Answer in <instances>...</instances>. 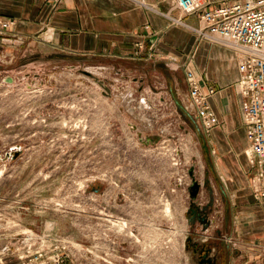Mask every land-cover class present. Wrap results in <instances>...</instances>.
I'll use <instances>...</instances> for the list:
<instances>
[{"label": "rangeland", "instance_id": "374dc122", "mask_svg": "<svg viewBox=\"0 0 264 264\" xmlns=\"http://www.w3.org/2000/svg\"><path fill=\"white\" fill-rule=\"evenodd\" d=\"M2 39L0 237L47 229L80 250L73 264H193L189 169L202 176L214 159L202 126L138 100L131 72Z\"/></svg>", "mask_w": 264, "mask_h": 264}, {"label": "crops", "instance_id": "0c3cea01", "mask_svg": "<svg viewBox=\"0 0 264 264\" xmlns=\"http://www.w3.org/2000/svg\"><path fill=\"white\" fill-rule=\"evenodd\" d=\"M146 1L154 10L129 0H61L56 7L51 0H0V19L11 24L0 27V36L10 45L39 46L57 59L83 61L87 69L131 72L138 100L154 99L165 108L174 104L187 121L199 124L186 80L185 70L191 69L205 92L214 89L209 104L218 118L206 144L213 164L199 176L208 186L198 203H212V225L204 236L231 245L228 264H264V200L251 185L238 55L199 37L191 29L202 26L198 15L184 18L188 26L179 25L171 17L182 14L170 1ZM204 1L209 9L222 5ZM194 228L195 234L203 231L198 224Z\"/></svg>", "mask_w": 264, "mask_h": 264}, {"label": "built area", "instance_id": "2783aa9c", "mask_svg": "<svg viewBox=\"0 0 264 264\" xmlns=\"http://www.w3.org/2000/svg\"><path fill=\"white\" fill-rule=\"evenodd\" d=\"M131 3L154 10L146 0H129ZM171 9L178 10L182 17L172 18L174 23L188 26L184 18L198 15L201 27L191 28L196 34L214 43L234 49L238 55L241 77L237 83L242 101V115L250 143L246 154L254 176L252 189L258 200H264V0H221L222 5L209 9L204 0H168ZM56 7L61 0H51ZM168 16L166 13H161ZM11 24L0 19V27ZM148 28V27H147ZM186 80L194 114L209 135L218 124L209 98L214 89L205 92L196 74L186 68ZM152 127V121H148ZM18 212H17V210ZM22 210V211H21ZM28 208H12V218L21 217ZM1 221L8 223L10 217ZM20 227V223L18 224ZM15 226V227H18ZM0 264L16 259L18 264H73L76 249L66 239L59 238L45 229H19L0 237ZM88 264V263H86Z\"/></svg>", "mask_w": 264, "mask_h": 264}, {"label": "flooded vegetation", "instance_id": "af4514ba", "mask_svg": "<svg viewBox=\"0 0 264 264\" xmlns=\"http://www.w3.org/2000/svg\"><path fill=\"white\" fill-rule=\"evenodd\" d=\"M204 147V151H205V155L207 157V155L209 154L208 148L206 144H203ZM190 176V174H189ZM191 177V176H190ZM195 177L196 179L199 181V176L197 175V172L195 170ZM192 180V178H191ZM200 182V181H199ZM208 181H204L201 183L202 184V188L206 189L208 184ZM192 183V182H191ZM190 183V185H191ZM201 188V189H202ZM92 191L96 192V193H101V186H92ZM189 199H190V195H189ZM190 205H191V199H190V203H189V208L187 211V220L188 223L192 226L195 225H199L203 228V223L201 222V217L199 216V214H193L190 210ZM210 205V206H209ZM209 206L207 208V213L209 215V219H210V215L212 213V203H209ZM212 225V223H211ZM210 225V226H211ZM210 228V227H209ZM226 228V227H225ZM207 232V231H206ZM206 232L200 233V234H195V233H190L186 239V250L190 253L191 255V261L193 264H228L229 262V256H230V250H231V245H229L226 241L224 240H219L217 239V237H208L205 238L204 234ZM202 243H206V245H203ZM209 245H211V247L213 248V253L211 254L212 256H217V261H211L210 263L203 258V254L205 253H201L202 250L204 248H207Z\"/></svg>", "mask_w": 264, "mask_h": 264}, {"label": "water", "instance_id": "95a60500", "mask_svg": "<svg viewBox=\"0 0 264 264\" xmlns=\"http://www.w3.org/2000/svg\"><path fill=\"white\" fill-rule=\"evenodd\" d=\"M88 74H90L89 72H86ZM10 81L12 82L13 79H10ZM159 139L158 136L156 137H146V142L145 143H154L155 141H157ZM189 174L192 178V183L191 185H189L188 187V191H189V195H190V199H191V205H190V211L193 214H199V216L201 217V222L203 223V232H206L210 225H211V219H209V215L206 212L207 208L210 206H200L198 203V199L201 193V188H202V184L196 179L195 177V167H191L189 169ZM98 192V191H96ZM203 245H206V243H202ZM205 252V253H204ZM203 254V258L206 259L209 263L211 261L216 262L217 261V256H212L211 254L213 253V248L211 247V245H209L207 248H204L201 252Z\"/></svg>", "mask_w": 264, "mask_h": 264}, {"label": "trees", "instance_id": "16d2710c", "mask_svg": "<svg viewBox=\"0 0 264 264\" xmlns=\"http://www.w3.org/2000/svg\"><path fill=\"white\" fill-rule=\"evenodd\" d=\"M203 141H204V139H203Z\"/></svg>", "mask_w": 264, "mask_h": 264}]
</instances>
